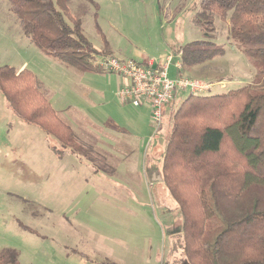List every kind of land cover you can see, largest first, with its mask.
Masks as SVG:
<instances>
[{
    "label": "rangeland",
    "instance_id": "rangeland-1",
    "mask_svg": "<svg viewBox=\"0 0 264 264\" xmlns=\"http://www.w3.org/2000/svg\"><path fill=\"white\" fill-rule=\"evenodd\" d=\"M93 2L96 8L86 0H69L67 7L99 52L106 43L113 58L137 64H162L171 54L168 77L178 79L177 50L209 40L222 56L185 75L212 84L200 95L236 89L254 74L229 40L227 21L214 16L213 33L193 24L200 0ZM3 66L35 75L79 149L62 148L18 119L0 92V256L7 261L16 254L19 264H179L178 208L160 172L170 117L190 93L176 90L154 124L150 105L134 107L118 98L122 75L81 73L32 46L7 0H0ZM51 146L64 156L59 159ZM149 172L158 173V182L148 187Z\"/></svg>",
    "mask_w": 264,
    "mask_h": 264
},
{
    "label": "trees",
    "instance_id": "trees-1",
    "mask_svg": "<svg viewBox=\"0 0 264 264\" xmlns=\"http://www.w3.org/2000/svg\"><path fill=\"white\" fill-rule=\"evenodd\" d=\"M7 2L23 36L40 52L81 73H105L95 59L112 52L106 43L105 52L97 51L82 34L80 20L70 17L69 0ZM214 16L228 22V38L254 74L236 89L189 94L180 102L170 117L160 178L178 208L179 264H264V0H200L192 22L213 33ZM179 52L180 77L222 56L209 40ZM0 92L18 119L62 148L79 149L32 72L0 67ZM0 264L19 262L11 254L7 261L0 256Z\"/></svg>",
    "mask_w": 264,
    "mask_h": 264
},
{
    "label": "built area",
    "instance_id": "built-area-1",
    "mask_svg": "<svg viewBox=\"0 0 264 264\" xmlns=\"http://www.w3.org/2000/svg\"><path fill=\"white\" fill-rule=\"evenodd\" d=\"M176 56L180 60L181 53H177ZM179 60L175 64L177 71L180 69ZM172 61L173 56L170 54L162 64L156 63L155 60L137 64L113 57L100 59L97 64L104 72L122 75L125 84L118 97L120 101L134 107L150 105L151 121L158 125L162 118L161 108L171 104L176 90L200 95L209 92L212 87L210 83L194 81L182 76L178 79H170L168 69Z\"/></svg>",
    "mask_w": 264,
    "mask_h": 264
},
{
    "label": "crops",
    "instance_id": "crops-1",
    "mask_svg": "<svg viewBox=\"0 0 264 264\" xmlns=\"http://www.w3.org/2000/svg\"><path fill=\"white\" fill-rule=\"evenodd\" d=\"M177 55V54H176ZM179 60V59H178ZM179 62H180V60H179ZM120 80L118 81V87H117V89L120 87ZM143 107V106H142ZM138 109V108H137ZM139 109H141V107L139 108ZM148 112H149V116H150V119H151V112H150V109H148ZM121 131H123V129H121ZM64 155H61V156H58L57 155V157L59 158V159H61L62 157H63ZM158 173L157 174H154L153 172H149V173H146V177H145V181L147 182V184H148V187L149 186H152V185H154L155 183H157L158 182Z\"/></svg>",
    "mask_w": 264,
    "mask_h": 264
},
{
    "label": "water",
    "instance_id": "water-1",
    "mask_svg": "<svg viewBox=\"0 0 264 264\" xmlns=\"http://www.w3.org/2000/svg\"><path fill=\"white\" fill-rule=\"evenodd\" d=\"M178 232H180V229L178 230Z\"/></svg>",
    "mask_w": 264,
    "mask_h": 264
}]
</instances>
